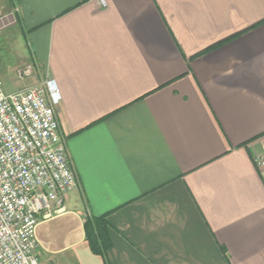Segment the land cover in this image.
Instances as JSON below:
<instances>
[{
    "label": "crops",
    "instance_id": "1",
    "mask_svg": "<svg viewBox=\"0 0 264 264\" xmlns=\"http://www.w3.org/2000/svg\"><path fill=\"white\" fill-rule=\"evenodd\" d=\"M0 11L28 33L0 76L9 92L55 81L78 179L66 210L36 228L40 262L264 264V0H0ZM101 215L104 254L84 227Z\"/></svg>",
    "mask_w": 264,
    "mask_h": 264
},
{
    "label": "built area",
    "instance_id": "2",
    "mask_svg": "<svg viewBox=\"0 0 264 264\" xmlns=\"http://www.w3.org/2000/svg\"><path fill=\"white\" fill-rule=\"evenodd\" d=\"M31 73L29 65L17 76ZM60 101L54 80L6 92L0 76V264H43L36 228L64 212L67 194L78 186L55 116ZM255 162L264 166L260 155Z\"/></svg>",
    "mask_w": 264,
    "mask_h": 264
},
{
    "label": "rangeland",
    "instance_id": "3",
    "mask_svg": "<svg viewBox=\"0 0 264 264\" xmlns=\"http://www.w3.org/2000/svg\"><path fill=\"white\" fill-rule=\"evenodd\" d=\"M3 11H0V70L4 63L13 59L14 55L20 54L22 51H26V45L28 43V33L11 28L12 16L8 15L2 18ZM20 28V26H19ZM25 30V29H24ZM2 77V76H1ZM4 83V90L9 92L11 86L8 77L5 79L2 77ZM16 83H22L21 80H14Z\"/></svg>",
    "mask_w": 264,
    "mask_h": 264
},
{
    "label": "trees",
    "instance_id": "4",
    "mask_svg": "<svg viewBox=\"0 0 264 264\" xmlns=\"http://www.w3.org/2000/svg\"><path fill=\"white\" fill-rule=\"evenodd\" d=\"M86 238L93 252L104 254L112 245L106 215L88 216L85 224Z\"/></svg>",
    "mask_w": 264,
    "mask_h": 264
}]
</instances>
